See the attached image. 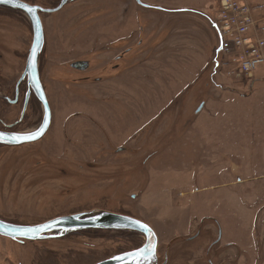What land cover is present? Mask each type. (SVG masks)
<instances>
[{
    "label": "rangeland",
    "instance_id": "obj_1",
    "mask_svg": "<svg viewBox=\"0 0 264 264\" xmlns=\"http://www.w3.org/2000/svg\"><path fill=\"white\" fill-rule=\"evenodd\" d=\"M220 11V0H77L41 13L52 124L39 142L0 143V219L33 226L110 212L149 225L170 264H201L208 251L216 264H264V67L228 75L213 22ZM94 41H121L131 66L120 79L78 87L68 65L97 63ZM32 44L27 14L0 6V131L42 125L33 95L22 118ZM50 234L0 236V264H97L145 243L110 230Z\"/></svg>",
    "mask_w": 264,
    "mask_h": 264
},
{
    "label": "water",
    "instance_id": "obj_2",
    "mask_svg": "<svg viewBox=\"0 0 264 264\" xmlns=\"http://www.w3.org/2000/svg\"><path fill=\"white\" fill-rule=\"evenodd\" d=\"M70 1L77 0H63L61 4L55 9H44L40 6H32L21 0H0V6L21 10L27 14L31 21L33 27V44L21 81L26 76L28 77V84L34 91L35 96L41 102L44 109V121L37 131L31 133L0 131V143L20 146L38 142L46 135L50 128L52 121V111L39 74V58L40 54L43 52L45 44V32L41 19V13H54L60 11ZM29 9H31V11H29ZM16 102L17 101L13 103ZM204 105L205 104L200 105L197 110L198 113L203 109ZM27 106L28 100L25 103L23 115L27 109ZM79 230H126L140 233L145 237L144 245L139 248L144 249L142 253L139 252L138 249L118 255L123 257L122 260H116L113 257L97 264H143L147 259L149 263L153 259V251L151 250L152 245H155L154 255L156 259V251L158 247V236L156 232L146 223L130 216L110 212L94 214L93 216L89 217H86L83 214H74L55 218L43 224L33 226L11 224L0 219V236L19 241L46 240L56 237L50 233H68ZM153 233L154 236L152 235ZM129 253H133V255H129ZM155 259H153V261Z\"/></svg>",
    "mask_w": 264,
    "mask_h": 264
},
{
    "label": "built area",
    "instance_id": "obj_3",
    "mask_svg": "<svg viewBox=\"0 0 264 264\" xmlns=\"http://www.w3.org/2000/svg\"><path fill=\"white\" fill-rule=\"evenodd\" d=\"M215 27L229 76H250L264 67V16L256 18L247 0H221Z\"/></svg>",
    "mask_w": 264,
    "mask_h": 264
},
{
    "label": "flooded vegetation",
    "instance_id": "obj_4",
    "mask_svg": "<svg viewBox=\"0 0 264 264\" xmlns=\"http://www.w3.org/2000/svg\"><path fill=\"white\" fill-rule=\"evenodd\" d=\"M32 6H38V5H32ZM99 42L100 41H98V42L94 41V43H93L94 46L92 48V51H93L92 55L98 54L99 58L101 56V58L97 61V63L95 60L92 61V58H84V59H78V60L72 61L68 65V67L76 73V77L73 78V82L78 87H84V86H86V84L87 85L91 84L93 86L101 85V84L108 82L110 80H115L116 78L120 79L121 78L120 76H123L125 74V72L127 71V69L130 68V66H131V64H129V65L127 64V63H129V61L126 60V59H128L127 56L131 55V53H132L131 48L127 49L126 46H123V43L121 41L114 43V44L103 43V46H99ZM111 45H113V46L111 47ZM111 54H116V55L111 56ZM219 54L220 53H218V55ZM107 55H110V56L107 57ZM136 57L137 56L135 55V57H133L132 59H136ZM124 60H126V61L123 62ZM39 74H40V66H39ZM21 79H22V77H21ZM24 80L27 82V84H26L27 89H26V96H25L24 105H23L22 118H24L26 115V112H27V109L29 107L32 95L35 96L34 91L30 87V85L28 84L29 81H28L27 76L22 81L20 80L21 82L19 81V85ZM40 80H41V83L43 85V82L41 79V74H40ZM18 89L16 90V96L17 97L15 100L17 102L19 101V97H20L19 96L20 90L18 91ZM27 100H28V106H27V109L23 115L25 103ZM43 121H44V118H43ZM43 121H42V123H43ZM51 124H52V121H51ZM50 127H51V125H50ZM8 128H9V130H11L14 128V125L9 126ZM91 231H95V230H86V232H91ZM110 231H116V232H121V233L122 232H131L134 234L137 233V232L126 231V230H110ZM73 233H76V231H73ZM138 234H140V233H138ZM140 235H142V234H140ZM198 236L199 235L195 234V235L187 238V241H194L195 239L198 238ZM220 241H221V237L219 236L216 238V240L213 241V243H211L210 247H213L214 245H216ZM143 245H144V243L141 246H139L137 249L127 251V252H123V253L117 254L115 256L138 250ZM159 252L160 251H159V237H158V247H157V251H156V259L154 261L152 259L149 263H148V259H147V260H145V262L143 264H170L171 260H170L168 251L162 255H160ZM208 253H209V251L206 252V255H205L206 260H204V261L202 260L201 264H216L212 260H208ZM115 256H113V257H115ZM113 257H111V258H113ZM111 258H109V259H111ZM128 264H130V263H128ZM220 264H228V263L227 262H220Z\"/></svg>",
    "mask_w": 264,
    "mask_h": 264
},
{
    "label": "crops",
    "instance_id": "obj_5",
    "mask_svg": "<svg viewBox=\"0 0 264 264\" xmlns=\"http://www.w3.org/2000/svg\"><path fill=\"white\" fill-rule=\"evenodd\" d=\"M247 2L249 4V6L252 8L253 14L256 18H260V17L264 16V0H247ZM220 7H221V0H220ZM260 7L262 9H260ZM216 9H217V7L215 6L214 11H213V15L215 13H217ZM184 11H187V10H184ZM213 22H215V19L213 20ZM214 26H215V23H214Z\"/></svg>",
    "mask_w": 264,
    "mask_h": 264
},
{
    "label": "snow or ice",
    "instance_id": "obj_6",
    "mask_svg": "<svg viewBox=\"0 0 264 264\" xmlns=\"http://www.w3.org/2000/svg\"><path fill=\"white\" fill-rule=\"evenodd\" d=\"M29 11H31V9H29ZM152 235L154 236V233ZM151 250L153 251V259H155V255H154L155 245H152L151 246ZM138 251L142 253L144 251V249H139ZM129 255H133V253H129ZM114 259H116V260H122L123 257L117 256V257H114Z\"/></svg>",
    "mask_w": 264,
    "mask_h": 264
},
{
    "label": "bare ground",
    "instance_id": "obj_7",
    "mask_svg": "<svg viewBox=\"0 0 264 264\" xmlns=\"http://www.w3.org/2000/svg\"><path fill=\"white\" fill-rule=\"evenodd\" d=\"M39 142V141H38Z\"/></svg>",
    "mask_w": 264,
    "mask_h": 264
},
{
    "label": "trees",
    "instance_id": "obj_8",
    "mask_svg": "<svg viewBox=\"0 0 264 264\" xmlns=\"http://www.w3.org/2000/svg\"><path fill=\"white\" fill-rule=\"evenodd\" d=\"M62 1V0H61Z\"/></svg>",
    "mask_w": 264,
    "mask_h": 264
}]
</instances>
